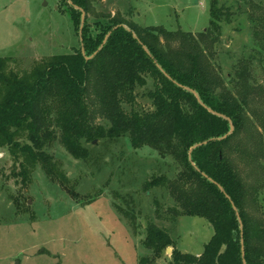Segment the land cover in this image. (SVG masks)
<instances>
[{"label": "trees", "instance_id": "trees-1", "mask_svg": "<svg viewBox=\"0 0 264 264\" xmlns=\"http://www.w3.org/2000/svg\"><path fill=\"white\" fill-rule=\"evenodd\" d=\"M96 1L63 4L78 28L81 10L86 12L84 54L81 46L36 61L25 72L0 57V150L7 149L21 167L15 176L26 180L41 166L77 199L47 149L58 141L73 158L86 160L88 143L128 138L133 149L148 147L179 165L176 178L156 176L146 185L170 192L176 205L168 211L204 219L214 231L197 256L182 252L167 230L150 222L143 243L151 255L141 257L140 264H159L169 248L168 264H264L262 188L248 185L235 162L237 157L255 163L264 152L263 91L253 85L252 69L255 60L263 61L264 26H254L257 44L227 82L215 61L232 10L219 0H211L210 25L197 35L142 27L122 14H96ZM89 15L107 23L91 25ZM140 88L148 89L144 96L151 110L138 108ZM227 119L234 126L231 134ZM248 145L263 147L256 159Z\"/></svg>", "mask_w": 264, "mask_h": 264}, {"label": "rangeland", "instance_id": "rangeland-1", "mask_svg": "<svg viewBox=\"0 0 264 264\" xmlns=\"http://www.w3.org/2000/svg\"><path fill=\"white\" fill-rule=\"evenodd\" d=\"M210 2L97 0L94 6L99 15L122 14L142 27L162 26L197 35L210 25ZM219 2L232 10V21L223 24L215 61L228 82L237 62L257 44L253 29L264 26V0ZM63 4L64 0H0V57L12 59L16 72L81 48L82 23L78 28ZM88 21L107 23L94 15ZM91 32L95 36L99 30L94 26ZM260 57L263 61L255 60L252 68L253 85L262 88L259 106L264 109V51ZM147 91L139 89L141 110L152 109L144 96ZM87 148L86 160L73 158L58 141L47 149L77 199L41 166L26 180L15 176L21 167L7 149L0 150V264H140L141 257L151 255L143 243L150 222L167 230L182 252L203 251L214 232L211 224L169 212L176 205L170 192L146 186L156 176L176 178L180 167L173 158H162L148 147L135 150L124 137L94 141ZM248 148L257 154L255 159L263 149ZM235 162L248 185L260 183L264 206V152L255 163L237 157ZM171 253L167 249L159 264H168Z\"/></svg>", "mask_w": 264, "mask_h": 264}, {"label": "water", "instance_id": "water-1", "mask_svg": "<svg viewBox=\"0 0 264 264\" xmlns=\"http://www.w3.org/2000/svg\"><path fill=\"white\" fill-rule=\"evenodd\" d=\"M69 2L71 3V0H69ZM81 12H82V18H81V23H82V25H81V28H80V40H81V43H82V53L84 54V46H83V39H82V34H83V29H84V25H85V18H86V12L84 11V10H81ZM109 36V35H108ZM107 36V37H108ZM107 37H106V40H105V42L107 41ZM88 59H90V58H88ZM188 90H190V89H188ZM192 93H194V95L196 96V98L197 99H199V97H198V94L195 92V91H193V90H190ZM199 103L200 104H202L201 102H200V100H199ZM203 105V104H202ZM204 106V105H203ZM206 107V106H205ZM208 110L211 112V113H213V114H216L215 112H213L211 109H209L208 108ZM216 115H218V116H220L219 114H216ZM222 116V115H221ZM220 116V117H221ZM227 120H229V119H227ZM230 121V123H231V130H230V132H229V134H231L233 131H234V126H233V124H232V122H231V120H229ZM224 137H226V136H224ZM207 142H205L204 144H198V145H195L194 147H192L191 149H190V151H189V155L191 154V152L194 150V149H196V148H198V147H200V146H202V145H205ZM191 156V155H190ZM204 177H207L212 183H214L215 185H217L218 186V188H220L222 191H223V189L218 185V184H216L212 179H210L207 175H204ZM234 209L235 210H237L235 207H234ZM168 251H170L171 252V249H168ZM242 255H243V257H245V255H244V246H243V240H242Z\"/></svg>", "mask_w": 264, "mask_h": 264}, {"label": "crops", "instance_id": "crops-1", "mask_svg": "<svg viewBox=\"0 0 264 264\" xmlns=\"http://www.w3.org/2000/svg\"><path fill=\"white\" fill-rule=\"evenodd\" d=\"M201 253H202V252H201ZM201 253H200V254H201ZM200 254H198V255L196 254V255L199 256Z\"/></svg>", "mask_w": 264, "mask_h": 264}]
</instances>
